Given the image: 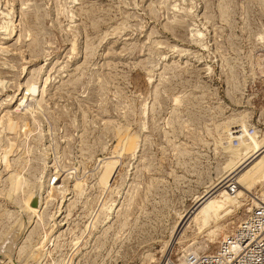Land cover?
<instances>
[{"label":"rangeland","instance_id":"1","mask_svg":"<svg viewBox=\"0 0 264 264\" xmlns=\"http://www.w3.org/2000/svg\"><path fill=\"white\" fill-rule=\"evenodd\" d=\"M262 145L264 0H0V264L211 252L263 187L194 214Z\"/></svg>","mask_w":264,"mask_h":264},{"label":"bare ground","instance_id":"2","mask_svg":"<svg viewBox=\"0 0 264 264\" xmlns=\"http://www.w3.org/2000/svg\"><path fill=\"white\" fill-rule=\"evenodd\" d=\"M263 149H264V147L262 145L259 148H257L256 150H254V152L251 151L249 157H247L244 161H242V160L244 159L245 156H243L242 160H239L238 162L236 161L237 162L236 166H234L233 170L225 178V182L223 183V185L220 188H218V190L216 192H214L212 195H210L202 203V205L196 210L194 216H196V218L199 217V219L197 220V221H199V224H200V225H198L199 229H205L206 227L209 226L210 223L215 222L221 216L228 214L230 212V209L232 207L237 206L238 202L240 201V199H239V201H237V198H239L240 196L243 197L247 193L250 194V192L252 190V187H251L252 184H255L258 182L262 185V187H263L262 189H264V150ZM246 156H248V155H246ZM235 172H238L235 174L236 177H235V175L231 176L232 173H235ZM230 183H233L236 185V189L233 193L229 192L227 187H226ZM262 189H261V192H259L260 191L259 190L257 192H254V194H251L253 197V200H254V201H252L253 205L257 201L256 198L264 199V190L262 192ZM31 203H34V205L31 206ZM26 208L28 209V211H31V212H33V214H35L34 212L36 211V208H37L35 196H32V198H30L27 201V207ZM25 215H27L25 217L28 218L29 217L28 215H30V214L25 213ZM31 216H33L32 213H31ZM25 217L23 218V219H25V221L24 220L23 221L26 223L27 220ZM27 223H29V222H27ZM216 223H214V224H216ZM208 230H209L208 231L209 239H214L218 235V233H217L218 228L217 227H214V229L208 228ZM14 236L15 235H13V237ZM182 263L183 262H181L180 264H182ZM184 264H186L185 260H184Z\"/></svg>","mask_w":264,"mask_h":264},{"label":"built area","instance_id":"3","mask_svg":"<svg viewBox=\"0 0 264 264\" xmlns=\"http://www.w3.org/2000/svg\"><path fill=\"white\" fill-rule=\"evenodd\" d=\"M233 193L235 184L226 186ZM243 215L237 226L208 253L190 254L186 264H264V199Z\"/></svg>","mask_w":264,"mask_h":264}]
</instances>
